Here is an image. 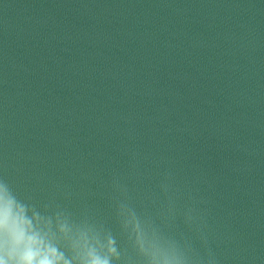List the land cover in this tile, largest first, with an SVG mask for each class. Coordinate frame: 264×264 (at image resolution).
I'll use <instances>...</instances> for the list:
<instances>
[{"label": "water", "instance_id": "water-1", "mask_svg": "<svg viewBox=\"0 0 264 264\" xmlns=\"http://www.w3.org/2000/svg\"><path fill=\"white\" fill-rule=\"evenodd\" d=\"M0 180L122 247L116 184L163 225L168 183L167 231L264 264V0H0Z\"/></svg>", "mask_w": 264, "mask_h": 264}, {"label": "clouds", "instance_id": "clouds-1", "mask_svg": "<svg viewBox=\"0 0 264 264\" xmlns=\"http://www.w3.org/2000/svg\"><path fill=\"white\" fill-rule=\"evenodd\" d=\"M116 188L124 196L117 206L123 247L102 224L88 218L76 222L62 211L44 214L0 180V264H216L210 249L205 262L190 240L166 230L175 218L170 184L161 185L168 197L166 214L160 216L163 225L152 215L139 213L126 188L119 184ZM184 220L207 245L195 208L184 212Z\"/></svg>", "mask_w": 264, "mask_h": 264}]
</instances>
